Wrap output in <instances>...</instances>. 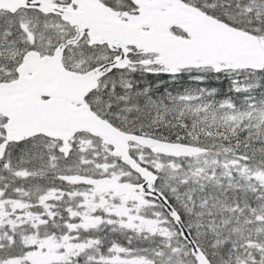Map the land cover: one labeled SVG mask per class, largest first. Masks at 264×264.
Masks as SVG:
<instances>
[{
  "label": "trees",
  "instance_id": "1",
  "mask_svg": "<svg viewBox=\"0 0 264 264\" xmlns=\"http://www.w3.org/2000/svg\"><path fill=\"white\" fill-rule=\"evenodd\" d=\"M214 4L216 10H221L224 8L232 7V0H211ZM263 19V18H262ZM3 23H7L6 21ZM6 29H8L7 25H4ZM253 27V25H252ZM2 32V31H1ZM12 42L14 44L19 43V45H24L22 42V36L16 32L12 31ZM0 44H4V42L0 38ZM8 48V46H7ZM6 53V49H2L0 51V55H4ZM156 77L153 75H148L145 81H150ZM138 81H142V77H137ZM127 85V80L121 78L118 75H112L107 81L106 88L104 90L103 95L108 97L113 101L112 107L121 108L124 102V98L127 96V112L123 113L120 120L123 124L131 125L130 128H135L139 130L150 129L151 132H154L157 136L166 137L169 139H181V140H189V133L186 131L187 127L194 125L193 122L188 120L187 122L181 123L179 119L171 118L166 114V110L171 113V107L164 105L163 94L168 91H162L153 88L154 94L151 91L148 93H144V87L137 89L135 92L126 91L123 89L124 86ZM228 86H220L218 89L222 91H227L230 95H233L231 91L228 90ZM264 93V88H262ZM129 92L128 94H125ZM157 108L161 109L160 117L156 118ZM168 108V109H167ZM119 111V110H118ZM172 115V113H171ZM153 119V120H152ZM177 125L173 126V122ZM150 122H153L151 124ZM156 122V124L154 123ZM147 129V130H148ZM149 130V131H150ZM200 141L206 145L210 149H214L215 145L203 139L200 136ZM28 143V142H25ZM17 149H10L11 157L16 161L21 158H26L35 169H38L39 164L44 161L40 156V153H24L28 150L26 149L27 145H15ZM19 151V152H17ZM33 151V149H30ZM41 169H39L40 171ZM41 173V172H40ZM45 178L42 179H31L25 183V186L31 189L32 191L36 190L38 187H48L43 186L47 183H50L51 180L48 177L51 176L52 173H41ZM9 180V173L0 168V181ZM223 183V182H222ZM210 192L206 194V198L203 199L206 205L213 204L211 206V211L213 213L208 214L206 216H202L200 218L199 212L197 213L196 207L192 209H181L182 215L184 217V224L189 227V231L196 241L197 244H204L202 250H206L209 252L212 261L214 264H235L240 259H245L248 256H245L239 247V244L235 242L234 235L229 231L230 227L235 226L236 224L239 226V229L242 230L243 227L247 230H251L255 227V223L253 221V211L249 210L251 207L256 206L255 203L249 202L245 205V211L241 214L238 212L230 211L231 209H236L239 206V203L232 201L240 195H243V190L241 188L233 189L228 192L223 191L222 193H218V191L214 189H210ZM187 193V192H184ZM183 193V194H184ZM210 193V194H209ZM214 193V194H213ZM211 198V200H210ZM215 202V203H214ZM216 205H219L216 208ZM223 208H222V207ZM197 214V215H196ZM195 218L199 224L198 230L195 232V227L192 224V221H195ZM192 225V226H191ZM224 226L223 229L220 227ZM104 231H108L109 228H103ZM239 230V231H240ZM202 233L203 235H199L197 233ZM248 232V231H247ZM135 241L133 240L131 243L126 240L120 239L117 240V243L128 245L129 247H134L140 250H151L153 252L154 261L157 264V261L161 262V260L173 259L177 260L174 254L171 252V256L167 258L165 255H161L159 251L162 248L165 249L164 240L158 236H143L134 234ZM249 253V252H248ZM143 255V253H142ZM186 253L182 254L181 257L184 258ZM188 257V256H187ZM179 258V257H178ZM159 264V263H158ZM173 264H177V261Z\"/></svg>",
  "mask_w": 264,
  "mask_h": 264
},
{
  "label": "rangeland",
  "instance_id": "2",
  "mask_svg": "<svg viewBox=\"0 0 264 264\" xmlns=\"http://www.w3.org/2000/svg\"><path fill=\"white\" fill-rule=\"evenodd\" d=\"M236 4H237L236 0H232V6H234ZM233 11L234 10H228L229 15H233L234 14ZM256 20H257V22L259 21L258 19H256ZM261 26H264V24H261ZM34 29L37 30V32L44 31L42 33H45L48 36L50 35L49 34L50 32L48 33V31L43 26L39 27V26L34 25ZM236 80H237V85L239 87H241L242 89H244L246 87V85H244L243 83L239 82L237 78H236ZM127 109H128V107L126 105V102H123L122 107L119 108V114L122 115L123 113H126ZM160 112H161V109L157 108L156 118L160 117ZM165 112H166V114L168 116H171V118H174V119L178 120V117L176 116L175 112H173L172 115L167 110ZM255 114H256V110L251 111V110L247 109V110H243L242 112H240V111H232V112H230V113H228L226 115H223L222 118L224 119V122H234L233 125H231V127L239 126L240 128H243V125L246 124V123L242 119L246 120L249 123L250 122L249 119H253L254 120ZM214 115L217 116V114H214ZM248 115H250L249 119L247 118ZM218 116L221 117V115H218ZM180 118L185 119L186 122L188 120L192 119L189 116L188 117L187 116L186 117L181 116ZM206 119H209V118H206ZM210 122L213 123V124L216 123L214 120H210ZM150 123L153 124V122H150ZM154 123L156 124V122H154ZM172 124H173L172 127H175L177 125V121H176V123L173 122ZM201 125H202V123L199 121V123L196 125L195 128H194L195 125L192 126V128H194L192 130H194L195 133L194 132L189 133V137L190 138H194V137H196V134H199V135H201V137L203 139H205L204 131H206V128L204 126L201 127ZM255 126L257 128L264 127V118L259 120V121H257V122H255ZM245 127H248V126H245ZM251 129H252V127H251ZM252 133H255V132L253 131ZM254 136H255V138H259L258 135L254 134ZM234 137H237V135H234ZM240 138H242V136H240ZM255 138H252V139L246 138L245 143H249V142L252 143V141L256 140ZM188 162H189V165H190V169L184 170L181 167V165L179 164L180 163L179 160L171 159V160H169L167 162L166 166L163 167V170H162L164 179H166V180L179 179L178 180L179 184L174 182V185L178 186V185H182L184 183V185L186 187L183 190H181V195L184 192H187V194H190L191 193V188L190 187L197 186L199 183L210 181V180L214 179L215 177L217 179H220L219 182H222L225 179V177L232 178V177L229 176V171H227L228 168L232 167V166L234 168H237V170L239 168V171H240V173L238 172L239 173V177H245L246 179H249L250 183H255L257 181L262 182L263 179H264V177L262 179V178H258V176H256L257 178L255 180L247 177L245 175V172H244V170H245L244 166L241 163H239L237 160H235V158L230 157V153H225L222 156H219V155H217L215 153H208L207 155H204L202 158L196 157V158H194V159H192L191 161H188ZM157 163H161V162L157 161V160L153 161V164L157 165ZM28 164L30 165V167L32 169H34L31 163H28ZM53 164H54L56 170H67V168H65V166H64V163L62 162V158L61 157H59V159L56 160L55 162L53 161ZM238 165H239V167H238ZM39 169H41L39 172L44 173V172H49L51 167H49L48 164L46 163V161L44 160V161H42L39 164L37 170H39ZM258 175H259V173H258ZM46 195L47 194H42V197H45ZM169 196L178 205H180L179 203H181V205L183 206V209H187V206L182 202L181 198L176 197L173 194H169ZM196 196L198 198L201 197L199 192L196 194ZM245 196H246V194L243 192L242 199H241V201L243 203L247 202L244 199ZM206 197L207 196H205L203 199H205ZM253 203H255L258 206V202L257 201H253ZM211 206H214V205L213 204L206 205L204 202L195 204V207L197 208L196 211H197V213L199 212L200 218L202 216H206L208 214L213 213V211H211L212 210ZM218 207H219V205H216V208H218ZM262 208H264V205L262 207H259V209L256 208V212H260ZM263 214H264V212H263ZM195 222H198L196 220V218H195L194 222L192 221V224H194L193 226L195 227V232H196L198 230V228H199V224L195 223ZM197 234L203 235L201 232L197 233ZM185 248H187V247L185 246ZM175 258L177 260H173V259L161 260V264L162 263L163 264H173L176 261H177V264H189V259L187 257V254H186V256L184 258H182L181 256L179 258L176 256ZM237 262L235 264H237Z\"/></svg>",
  "mask_w": 264,
  "mask_h": 264
},
{
  "label": "bare ground",
  "instance_id": "3",
  "mask_svg": "<svg viewBox=\"0 0 264 264\" xmlns=\"http://www.w3.org/2000/svg\"><path fill=\"white\" fill-rule=\"evenodd\" d=\"M241 0H236V2H237V4L240 2ZM257 4L260 6V7H258V10H260L261 8H264V6H261V0L260 1H258L257 2ZM236 18L238 19V20H240L242 23H244V24H246V25H249V26H251L252 27V25H253V27H262L261 26V24H264V23H262V21L264 22V18L263 19H261V20H259V18H257V17H254L251 13L249 14H240L239 16H236ZM248 19V20H247ZM256 19H258L259 21L257 22V20ZM34 25H36V26H39V27H42L43 25L41 24V23H39V22H36ZM263 29V28H262ZM47 31H48V33L51 35L52 33H53V31L51 30V29H49V28H47L46 29ZM37 31V30H36ZM42 32H44V31H42ZM42 32H39V33H42ZM22 39H23V37H22ZM22 42H23V44H24V40H22ZM60 168V167H59ZM44 173H47V172H44ZM48 173H52V170L50 169L49 170V172ZM223 182V181H222ZM221 182V183H222ZM208 192H210V191H208ZM207 192V193H208ZM218 193H222V192H218ZM210 194V193H209ZM214 194V193H213ZM169 198L171 199V197L169 196ZM172 200V199H171ZM210 200H211V198H210ZM173 201V200H172ZM204 202V201H203ZM215 203V202H214ZM180 205H179V207L181 208V209H183V206L181 205V203H179ZM209 204H211V203H209ZM185 206V205H184ZM256 208H258L259 209V207L256 205V206H253V207H251L249 210H252L253 211V215L255 214V213H257L256 212ZM238 209H239V206L238 207H236V209H231L230 211H233V212H238ZM185 211V209H183V212ZM183 226H184V228L186 229V231H187V241H186V244H185V246L188 248V249H192L197 243H196V241L194 240V238L192 237V235H191V233H190V231H189V227L187 226V225H185L184 223H183ZM240 230V229H239ZM247 231H249V230H247V229H245V227H243L242 228V230H240L238 233H242V232H247ZM232 234V233H231ZM232 235H234L233 237L234 238H236V237H238L237 235H235V234H232ZM245 256H248V255H250L247 251H245V252H242ZM192 253L190 254V258H192ZM161 264V262H159V261H157V264ZM163 264V263H162Z\"/></svg>",
  "mask_w": 264,
  "mask_h": 264
},
{
  "label": "flooded vegetation",
  "instance_id": "4",
  "mask_svg": "<svg viewBox=\"0 0 264 264\" xmlns=\"http://www.w3.org/2000/svg\"><path fill=\"white\" fill-rule=\"evenodd\" d=\"M105 3L114 6V7H120L123 6V0H103Z\"/></svg>",
  "mask_w": 264,
  "mask_h": 264
},
{
  "label": "water",
  "instance_id": "5",
  "mask_svg": "<svg viewBox=\"0 0 264 264\" xmlns=\"http://www.w3.org/2000/svg\"><path fill=\"white\" fill-rule=\"evenodd\" d=\"M195 253L197 254L198 259H199L198 264H205L204 262L200 261V260H202V259L199 257L200 254H199L198 252H195Z\"/></svg>",
  "mask_w": 264,
  "mask_h": 264
}]
</instances>
